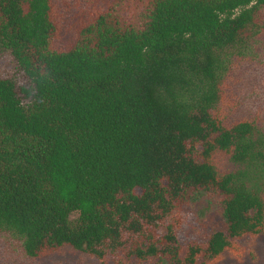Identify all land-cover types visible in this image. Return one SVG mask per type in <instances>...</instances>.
Wrapping results in <instances>:
<instances>
[{
  "label": "trees",
  "instance_id": "trees-1",
  "mask_svg": "<svg viewBox=\"0 0 264 264\" xmlns=\"http://www.w3.org/2000/svg\"><path fill=\"white\" fill-rule=\"evenodd\" d=\"M263 9L0 0V232L32 258L71 247L100 264H218L264 236V128L220 106ZM202 196L223 228L186 241Z\"/></svg>",
  "mask_w": 264,
  "mask_h": 264
},
{
  "label": "rangeland",
  "instance_id": "rangeland-1",
  "mask_svg": "<svg viewBox=\"0 0 264 264\" xmlns=\"http://www.w3.org/2000/svg\"><path fill=\"white\" fill-rule=\"evenodd\" d=\"M260 17L262 34L239 50L232 51L228 57L225 93L220 106L230 122L249 119L264 128V9ZM219 164L225 171L236 168L225 157L219 160ZM220 228H223V219L217 206L202 196L190 206L182 235L186 241H191ZM242 245L239 252H227L218 264H264V236L244 240ZM0 264H100V260L71 247L47 257L32 258L25 254L18 239L0 232Z\"/></svg>",
  "mask_w": 264,
  "mask_h": 264
}]
</instances>
